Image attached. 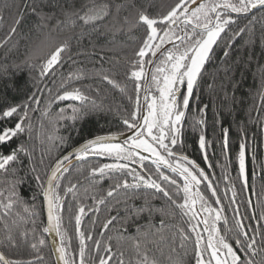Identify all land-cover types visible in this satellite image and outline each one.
<instances>
[{"label":"snow or ice","instance_id":"obj_1","mask_svg":"<svg viewBox=\"0 0 264 264\" xmlns=\"http://www.w3.org/2000/svg\"><path fill=\"white\" fill-rule=\"evenodd\" d=\"M5 7H11V5L6 4ZM16 7L17 18L13 21L14 26L10 28V34L5 43L7 39H10L11 34L16 32V25L23 20L19 5ZM113 7L118 14L122 5H113L110 0H104L101 3L89 0L77 9L75 0H72L69 8L63 12L66 18L65 27L61 28L60 22L56 25L60 32L66 34L43 56L40 78L55 75V69L62 64L65 53L70 51L69 41L77 35L75 30L78 27L80 28L78 35L82 37L84 26L94 25L109 18L113 15ZM32 11L36 13V8H32ZM254 11L264 12V0H176L174 6H171L165 14L155 16H150L143 9L137 10L131 26L142 27L144 34L140 46L133 53V58L127 62L125 71L126 79L134 86V95L127 96L132 109L125 110L127 114L122 117L125 131L108 132L86 139L78 147L56 159L50 171L44 173L43 179L34 165L30 167L39 189L32 199L35 201L37 196H41L46 205L47 222L42 231L54 233L55 237H58L52 241V245L60 264H110L114 258L115 264H125V251L121 250L119 244L117 251L113 252L111 243L113 236L108 235L105 241H101L93 238L92 229L87 233L81 230L82 220L86 215L83 204L77 202L74 217L75 232L79 238L78 250L69 251L70 239L67 237L66 230L62 231L64 213L66 210L71 212L70 205L67 209L65 208V199L70 194L75 200L77 184L69 182L68 185H63L61 181L64 179V173L69 171L73 157L76 161H84L89 156L110 157L114 161L90 169V176L93 178L97 175L101 178L105 176L111 178L110 174L118 175L119 178L107 190V197H113L122 189L126 191L154 190L155 194H159L169 203L167 211L163 208L158 210L162 217L174 216L177 211L182 217H188V232L184 228L179 229L182 237L180 247L184 248L183 241L192 238L189 233L194 234V264H264V229L259 225V221H264V211L259 214L258 226L251 227L242 222L243 218L237 206L232 209L235 213V227H227L228 217L222 214L226 208L236 205L235 185L230 186L231 198L225 205L223 200L227 198V193L221 197L217 186L213 184L211 175L196 160L177 149L178 145L181 149L183 148L181 137L186 111L193 98L194 89L198 87V81L202 78L205 65L211 62L215 56V49L221 46L225 49L223 57L228 58L227 49L231 47L233 38L245 31V28H239L238 31L232 32L231 26L236 24L238 18L247 17ZM37 15L41 20V26H45L43 24L45 20L51 19V16L43 12ZM3 18V11L0 10V21ZM77 21L81 24L78 25ZM124 22L129 23L128 17H124ZM68 58L72 59L71 56ZM73 63L75 64L76 61L73 60ZM100 75L103 81L119 88L121 92L126 91V86H121L108 74ZM84 78L83 70L69 72L67 76L61 77L55 90L48 89L50 98L46 101L42 116L47 117L49 123L55 125L61 121H70L74 125L87 115L85 109L89 104L96 107L95 99L87 94L84 87L76 84ZM86 87L91 90V86ZM95 91L98 94L100 90L97 88ZM141 93H143V103ZM28 100L37 106L40 104V100L34 94L29 96ZM57 102H68V104L66 108H61L55 117H52L51 106ZM199 111L203 113L204 109ZM196 124L203 125L204 120H198ZM193 127L195 128V124ZM31 128L28 102L0 106V173L6 174L11 171L12 175L16 176L18 169L13 165L21 163V154L31 161V153L23 143L11 146L14 138L18 139L26 130L30 133ZM126 133L131 134L126 135ZM223 133L221 154L227 162L229 160L228 129L225 128ZM51 139L52 137H49V140ZM56 139L61 144L66 143L64 137L57 136ZM209 143L202 130L198 138V147L205 162L209 159L206 151ZM3 149H7V152L5 153ZM237 161V179L242 181V187L247 188L248 174L244 140L239 143ZM43 162L42 158L40 163L43 164ZM133 164L137 167H132ZM208 166L212 167L211 164ZM221 167L225 170L223 179L229 180L226 172L227 163ZM21 183L23 179L17 177L9 182L7 195L4 191H0V197H3L0 200L3 217L0 219L9 216L17 206H22L23 213L29 218L38 214L37 205L33 203L29 206L19 195L17 189ZM210 197L215 198L211 203ZM152 198L155 199L156 196L153 195ZM92 199L95 207L88 208L87 211L99 212V206L106 203V197L101 196L96 199L93 196ZM247 203L251 204V201L248 200ZM197 204L199 208L196 207ZM213 204L220 207H214ZM148 207V201L145 198V208L138 209L137 213L145 211ZM251 218L256 219V216L253 215ZM24 219L21 212L16 211L12 225L15 226L18 220ZM115 220L117 216L107 219L102 224L103 231L99 235L105 236L109 226ZM221 221L226 229L224 232L218 227ZM32 223L34 234L36 221L33 219ZM95 223L96 221L92 222L93 227ZM121 227L124 232L127 231L126 227L123 225ZM152 227L154 226L141 232V227L137 226L136 231L139 236L131 237L135 264H158L157 259L150 258L149 252L152 249L148 245L158 247L159 242L166 239L163 234L164 228L167 227L165 219L160 220V227L155 231H152ZM4 229V235L0 237V245L7 242L16 247L12 227L5 222ZM117 231L115 239L117 241L125 239L120 230ZM204 233L207 234L206 238ZM229 233L232 235L229 236ZM20 235L27 240V232H21ZM88 241L92 244L89 245ZM44 245L43 238L38 243H31L32 254L27 260L14 259L0 251V264H41L44 260L41 248ZM172 251L175 249L173 248Z\"/></svg>","mask_w":264,"mask_h":264},{"label":"trees","instance_id":"obj_2","mask_svg":"<svg viewBox=\"0 0 264 264\" xmlns=\"http://www.w3.org/2000/svg\"><path fill=\"white\" fill-rule=\"evenodd\" d=\"M71 2L72 0H0V10L3 11L4 17L0 21V45H2L0 46V106L28 102L32 124L30 133L26 130L18 139L14 138L11 145L14 147L23 143L29 149L32 159L29 161L27 156L21 154V163L13 165L18 169L16 176H13L11 171L6 174L0 173V191H4L7 195L9 182L17 177L22 178L23 183L17 189L19 195L29 206L35 203L38 213L29 218L23 213L22 206H17L9 216L0 219V237L4 235V223L7 222L12 227L16 241V247L6 242L0 245V251L11 258L27 260L32 254L30 244L38 243L43 238L45 245L41 248V252L44 260L41 264H55V260L47 233L42 231L46 225L43 199L41 196H37L35 201L32 199L39 189L30 167L34 165L43 179L44 173L50 171L56 159L66 155L86 139L108 132L125 131L122 117L132 109L127 96L134 95V86L126 79L125 71L127 62L133 58V53L140 46L144 34L142 27H132L131 22L138 9L145 10L150 16L165 14L171 6H174L176 0H110L113 5H122L119 13L117 14L113 7V15L109 18L94 25L84 26L82 37L78 35L80 32L78 27L75 30L77 35L69 41L70 51L65 53L62 64L55 69V75L41 79L39 73L43 56L66 34L60 32L56 25L60 22V27H65L66 18L63 12L69 8ZM88 2L89 0H75V8L78 9ZM96 2L101 3L104 0H96ZM6 4L11 7H5ZM16 5H19L23 20L16 25V32L11 34L10 39L5 43L10 28L14 26L13 21L17 18ZM34 7L36 13L32 11ZM40 12L51 16V19L43 22L45 26H41V20L37 15ZM124 17H128L129 23L124 22ZM77 24L81 22L77 21ZM239 28H245V31L233 38L231 47L227 49L228 58L223 57L225 49L221 46L215 49L214 58L205 65L198 87L194 89L182 130L183 148L191 154L186 151L184 153L196 160L211 175L221 197L227 193V198L223 200L225 205L231 198L230 186L235 185L236 205L226 208L222 214L228 217L227 227L232 228L235 227L233 208L239 206L242 222L251 227L258 226L259 214L264 211V100L261 103L264 93V12L254 11L247 17L238 18L236 24L231 26V31L236 32ZM69 56L72 59H69ZM73 60L76 61L75 64ZM80 70H83L85 78L76 84L84 87L87 94L95 99L96 107L89 104L85 109L87 115L74 125L70 121H61L55 125L49 123V119L42 116L46 101L50 98L48 89L55 90L62 76ZM101 73L108 74L121 86H126V91L121 92L119 88L103 81ZM86 86H91V90ZM97 88L100 90L98 94L95 91ZM33 94L40 100L39 106L28 100ZM142 100L143 93H141V102ZM67 104L68 102L54 103L50 110L52 117H55L61 108H66ZM200 109H204V112L200 113ZM201 119L204 120V124H196V121ZM225 128L228 129L229 139L227 162L221 154ZM202 130L210 142L206 150L209 157L207 162L203 160V155H200L202 152L198 147V138ZM57 136L66 138V143L61 144L56 139ZM49 137L52 139L49 140ZM241 140L246 142L248 188L242 187V181L237 179V153ZM3 151L6 153L7 149ZM42 158L43 164L40 163ZM98 160L94 162L87 158L71 166L69 171L64 173V179L61 181L63 185H68L69 182L77 184L75 200L70 194L65 199V208L70 205L71 212L66 210L64 213L62 231L66 230L67 237L77 241L75 245L70 241L69 251L78 250L76 247L79 245V238L75 232L74 217L79 202L85 206L86 215L89 214L87 219L83 218L81 230L87 233L92 229V232H95L93 238L101 241H105L108 235L113 236L114 239L111 241L113 252L117 251L119 244L121 250L125 251V264L130 262L135 264L131 237L139 236L136 231L137 226L141 227V232L148 230L150 226H154L152 231H155L160 227L162 218L167 225L163 230L166 239L160 241L158 247L148 245L152 249L149 252L150 258L157 259L158 264H194V234L189 233L192 238L183 241L184 248L180 247L182 237L179 229L184 228L188 232V217H182L178 211L174 216L162 217L158 210L163 208L167 211L169 203L159 194H155L154 190L127 192L122 189L113 197H107L109 189L107 183L103 182L98 187L95 183L100 180L108 181V177L95 180L90 176L92 167L106 163L104 157H99ZM226 163V172L229 175L227 181L223 179L225 170L221 167ZM209 164L212 167H209ZM110 175L111 186L119 177L117 174ZM201 189L203 190V186ZM153 195L156 196L155 199L152 198ZM93 196L96 199L101 196L106 197V203L99 206V212L87 211L88 208L95 207ZM145 198L149 207L137 213L138 209L145 208ZM2 199L3 197H0V200ZM214 199L210 197L209 202ZM248 200L251 204L247 203ZM213 206L220 207L215 204ZM196 207L199 208V204ZM16 211L21 212L25 219L18 220L17 225L13 226L12 220L15 219ZM253 215L256 219L251 218ZM111 216H117V220L109 226L105 236H100L99 233L103 231L102 224ZM0 217H3L2 208H0ZM33 219L36 221L34 234ZM93 221H96L94 227ZM122 225L127 228L126 232L123 231ZM259 225L264 229V221H259ZM218 227L222 232L226 231L223 221ZM118 229L125 239L120 241L115 239ZM21 232L28 233L27 240L20 235ZM231 235L229 233V236ZM204 236L206 238L207 234L204 233ZM88 243L92 244L91 241ZM173 248L175 251H172ZM110 264H115V258Z\"/></svg>","mask_w":264,"mask_h":264},{"label":"flooded vegetation","instance_id":"obj_3","mask_svg":"<svg viewBox=\"0 0 264 264\" xmlns=\"http://www.w3.org/2000/svg\"><path fill=\"white\" fill-rule=\"evenodd\" d=\"M167 47H171V45H167ZM184 89H182V91H183ZM190 103H191V100H190ZM189 107H190V105H189ZM188 110H189V108H188ZM187 110V111H188ZM187 111H186V113H187ZM185 120H186V115H185ZM185 120H184V123H185ZM183 128H184V124H183ZM183 128H182V130H183ZM181 139H182V137H181ZM177 149L179 150V151H181L183 154H185L184 152L186 151L188 154H191L190 152H188L187 151V149H185V148H180V146L178 145L177 146ZM187 155V154H186ZM201 156H202V154H200ZM93 157H95V156H93ZM190 157V156H189ZM105 158V161H106V163L108 162V163H113L114 161L112 160V159H109V157H104ZM191 158V157H190ZM193 159V158H192ZM89 160H91V161H94V162H97V161H99L97 158L96 159H89ZM96 164V163H95ZM132 167H137L136 165H131ZM96 167H98V166H96ZM139 170V169H138ZM105 177H108V181H104V180H100L101 179V177L99 176V175H97L96 177H91V178H93V179H95V180H100V181H98V182H96L95 183V185L98 187V186H100L101 184H103V182L104 183H107V188L108 187H110V178H109V176H105ZM105 177H103V178H105ZM100 178V179H99ZM95 180H92V181H95ZM129 180H131V178L129 177ZM128 192V191H127ZM88 216H89V214H87V215H85L84 216V218L85 219H87L88 218ZM83 228V227H82ZM95 234V232H92V235H94ZM74 236H75V234H74ZM71 241V243H73L74 245L76 244V242L74 241V239H71L70 240ZM75 247V246H74ZM76 249H78V246L76 247Z\"/></svg>","mask_w":264,"mask_h":264},{"label":"water","instance_id":"obj_4","mask_svg":"<svg viewBox=\"0 0 264 264\" xmlns=\"http://www.w3.org/2000/svg\"><path fill=\"white\" fill-rule=\"evenodd\" d=\"M130 134L131 133H126V135H130ZM122 139H123V137H122ZM144 155H148V154L147 153H144ZM89 158H97V159H99V157H93V156H89L88 159ZM79 162H81V161H76L75 158L73 157L71 166H73V165H75V164H77ZM246 168H247V163H246ZM44 209H45V216H46V222H47V210H46V205L45 204H44ZM47 237H48V240H49V243H50V247H51V251H52V254H53L55 263L56 264H60V261L57 260L56 254H54V248H53V245H52V241L54 239H58V237H55V234L54 233L53 234L47 233Z\"/></svg>","mask_w":264,"mask_h":264},{"label":"bare ground","instance_id":"obj_5","mask_svg":"<svg viewBox=\"0 0 264 264\" xmlns=\"http://www.w3.org/2000/svg\"><path fill=\"white\" fill-rule=\"evenodd\" d=\"M263 95H264V93H263ZM263 100H264V99L261 98V103L263 102ZM142 103H143V100H142ZM89 159H96V158H89ZM247 188H248V186H247ZM45 217H46V216H45ZM55 264H56V263H55Z\"/></svg>","mask_w":264,"mask_h":264}]
</instances>
